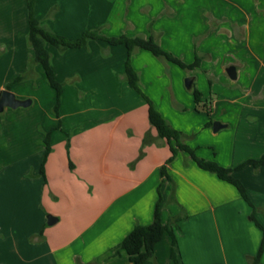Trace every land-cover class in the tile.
<instances>
[{
    "label": "crops",
    "instance_id": "crops-1",
    "mask_svg": "<svg viewBox=\"0 0 264 264\" xmlns=\"http://www.w3.org/2000/svg\"><path fill=\"white\" fill-rule=\"evenodd\" d=\"M34 12L69 39L98 28L106 37L153 36L186 64L198 57V66L183 69L136 48L130 64L196 156L235 168L252 205L188 153L177 150L168 161L146 101L125 79V46L90 40L69 48L70 74L100 78L103 87L81 84L44 122L46 130L60 125L44 175L42 137L33 147L29 138H0V264H130L115 248L135 225L153 221L159 199L162 222L179 219L171 225L181 264H252L264 239L255 222L264 227V164L236 167L264 155V0H36ZM106 79L125 82L118 90ZM193 87L209 111L196 106ZM214 121L223 125L217 131ZM170 249L166 232L144 264H175ZM256 264H264V248Z\"/></svg>",
    "mask_w": 264,
    "mask_h": 264
},
{
    "label": "trees",
    "instance_id": "trees-1",
    "mask_svg": "<svg viewBox=\"0 0 264 264\" xmlns=\"http://www.w3.org/2000/svg\"><path fill=\"white\" fill-rule=\"evenodd\" d=\"M36 0H26L27 14H28V34L27 40L29 45L34 51L33 62L38 63L43 68L45 77L49 85L55 90L56 93V104L54 106V111L58 115L59 105H60V96L62 93V85L57 81L54 70L51 66L50 55L46 48V44L55 46L61 50L81 47L86 45L90 40H104L110 45L122 44L127 50V57L125 61V79L128 84L146 101L148 105V120L150 124L155 128L158 137L164 139L169 145L172 155L168 158V161L171 160L177 150L184 151L188 153L197 166L203 170L214 173L218 178L232 184L240 193V195L252 205L249 196L246 193V190L239 179L233 176L232 172L235 169L221 166L214 160H207L200 158L194 154V151L186 145L182 139V133L173 127L166 121V119L161 115V113L156 109L153 102L143 93L140 85L139 78L135 70L130 64V57L132 52L136 48H142L151 52L154 56L162 58L173 63H176L183 69H192L195 66H198L200 59L195 58L194 62L191 64H186L180 59L175 57L169 52L164 51L158 42L153 36L144 38L142 36L129 37L126 35H120L118 37H106L100 33L98 29L94 30H85L82 34L76 39H69L64 36L58 35L48 28L43 26L40 20L35 16L34 7ZM21 79V76H18L14 82H17ZM11 84L6 85V89H10ZM192 93L194 96V101L196 106L201 104L202 109L209 111V103H205L200 99L199 91L193 87ZM60 127V125H58ZM149 140L147 136L144 137L143 143H148ZM45 150L43 154V161L40 169V173L44 175L43 164L46 156L50 152V132H48L44 138ZM247 164H251L255 169L259 168L264 164V155L259 159H247L236 168H242ZM163 171V170H162ZM160 202L161 199L156 203L154 209L153 221L148 225L137 224L134 228L122 239V241L116 246L115 252L117 253L120 250H124L128 255L130 264H144L146 261L154 258L155 245L159 242L164 235L168 232L171 236V249L170 257L175 264H181L178 260L176 253V236L171 224L176 223L179 219L174 217L170 220L169 223L162 222L160 218ZM251 219L254 220L253 214L250 215ZM261 229L263 230L264 236V227H262L257 221H255ZM264 248V239L261 243L260 249L257 255L253 258L252 264H256L261 252Z\"/></svg>",
    "mask_w": 264,
    "mask_h": 264
},
{
    "label": "rangeland",
    "instance_id": "rangeland-1",
    "mask_svg": "<svg viewBox=\"0 0 264 264\" xmlns=\"http://www.w3.org/2000/svg\"><path fill=\"white\" fill-rule=\"evenodd\" d=\"M1 1L0 92L6 88L7 84H11L10 91L17 98L30 99L31 103L17 108L6 107L0 111V138L13 135L29 138L33 147L34 142L37 141L36 138L42 137L44 140L48 132L51 135L52 131L59 129L58 122L52 128L43 129L44 122L48 121L49 116L56 115L54 111L56 93L49 85L41 65L33 62L34 52L27 40L25 0ZM46 48L50 55L51 66L54 65L58 69V76L55 74V77L62 85L60 104L65 98L66 104L70 105L72 94L82 87L81 84L94 88L103 87V80L100 78L90 77L78 80L70 74L71 62L75 58L74 50L73 52L69 49L61 50L50 44H46ZM18 76H21V79L14 82ZM105 81L107 87H117L118 90H120L119 83L125 82L122 79L118 80L119 83L111 79Z\"/></svg>",
    "mask_w": 264,
    "mask_h": 264
},
{
    "label": "water",
    "instance_id": "water-1",
    "mask_svg": "<svg viewBox=\"0 0 264 264\" xmlns=\"http://www.w3.org/2000/svg\"><path fill=\"white\" fill-rule=\"evenodd\" d=\"M228 75L231 78L235 77V67L233 65H230L226 69ZM193 77H187L185 79V85L186 87H189L192 83ZM31 103L30 99H19L17 98L14 93H12L9 89H4L0 92V111L4 110L6 107L10 108H17L19 106H28ZM223 125L219 122L213 123V130L217 131L220 129ZM57 221V218L52 215H47V224L52 225Z\"/></svg>",
    "mask_w": 264,
    "mask_h": 264
}]
</instances>
